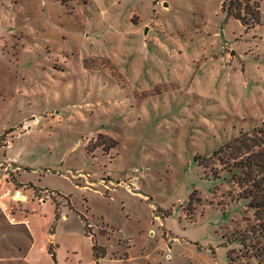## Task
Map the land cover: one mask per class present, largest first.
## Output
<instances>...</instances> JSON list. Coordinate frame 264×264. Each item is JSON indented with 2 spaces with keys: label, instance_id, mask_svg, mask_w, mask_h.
Wrapping results in <instances>:
<instances>
[{
  "label": "rangeland",
  "instance_id": "374dc122",
  "mask_svg": "<svg viewBox=\"0 0 264 264\" xmlns=\"http://www.w3.org/2000/svg\"><path fill=\"white\" fill-rule=\"evenodd\" d=\"M114 1L0 0V143L14 144L0 158L40 190L44 215L68 209L61 238L89 259L83 213L106 226L94 241L106 264H261L226 245L253 214L210 155L264 123V28L245 29L223 0Z\"/></svg>",
  "mask_w": 264,
  "mask_h": 264
},
{
  "label": "crops",
  "instance_id": "0c3cea01",
  "mask_svg": "<svg viewBox=\"0 0 264 264\" xmlns=\"http://www.w3.org/2000/svg\"><path fill=\"white\" fill-rule=\"evenodd\" d=\"M119 2V0L114 1ZM252 1V0H251ZM114 3V4H115ZM252 3L258 5L257 3L253 2ZM100 11L98 16L101 18H107V10L102 7V5L98 4ZM259 13L261 15V21L254 26L248 28V30H256L260 29L261 27L264 28V11H261L260 7H258ZM263 16V18H262ZM232 17V16H230ZM234 18V17H232ZM235 20L239 21L242 26L247 29V26L244 25L239 19L234 18ZM140 28H132L129 29L128 31L124 32H118L116 31L115 37H116V45L121 44V42H125L123 39L124 35L130 33V34H135L136 32H139ZM122 36V37H121ZM256 38V37H255ZM127 42V41H126ZM235 53L232 52V55ZM57 57H60L59 54ZM81 61L84 63V59H81ZM71 63V59L69 56L67 57V62L66 65ZM78 71L79 68L81 67H75ZM53 69L55 67L53 66ZM60 73L61 78L64 79V76L66 79H68L72 75V71H70L67 67L66 71H56ZM196 74V72H194ZM58 84V83H57ZM254 121H257L254 118H251ZM0 147H8L9 149L14 147L13 142L10 141H3L0 143ZM5 156V155H3ZM5 158V157H4ZM6 161L5 159L0 158V262H4L7 259L9 260H15L18 259L20 261H27L30 260L32 257H37L38 254H42L45 256V258H48L52 256L55 260V264H65V261L70 262H79V264H106L107 259H109L107 247L105 245H100L99 243L101 242L99 239V243L97 241L96 246L100 248L98 251V255H105L106 258H98L95 257V250H94V241L97 238V230L101 229L103 233L105 229V224H103V227L100 228L99 226H95L94 223L90 222V218L88 217L89 215L84 214L81 216L85 217L87 222L83 220L84 226L86 233L83 231L81 232L84 239L90 240L92 238H95L93 240V243L87 247H85L84 251L87 253H92V257L87 258L85 253L81 251L77 247H72V246H67L66 243L62 240V236H65L70 232V227H68L67 222L70 219V216L68 215L69 211L68 209L64 208V206L60 203L57 204V208L55 211L49 215L48 213L45 215L43 214V210L46 207V202L47 200L44 199V196L36 188L34 185L31 183L28 184H23L21 180H19V175H18V170L16 168L13 169L12 172H7L5 170L6 166ZM5 172H4V171ZM79 180L84 181V185L81 186V189H83L85 192H91V191H96V189L92 190L94 186H96V183L92 181L91 178H86L84 173L80 174V178L78 177ZM11 182L16 183V187H13ZM22 187H28V188H35L37 191L35 192L34 197L29 195L28 193H24L23 190L21 189ZM20 190L27 198V202H20L18 203L17 201L14 200V193ZM98 192V191H96ZM43 198V201L41 200ZM36 199H40V204H35ZM64 204V203H63ZM71 204V201H70ZM69 204V205H70ZM68 206V205H67ZM72 209V206H69ZM89 211L91 210L88 208ZM74 210V208H73ZM76 210V209H75ZM78 212V211H77ZM79 213V212H78ZM86 224L88 227H86ZM7 226L9 228H7ZM14 227H19L21 231H13ZM97 227V228H96ZM88 228V229H87ZM99 228V229H98ZM24 230V234H23ZM88 230V231H87ZM11 240H14L11 243ZM22 240L25 242L22 243ZM50 247L48 248V246ZM50 249V253H49ZM8 250H10L8 252ZM107 252V253H106ZM5 254H11L12 256L10 258H6ZM3 255V256H2ZM129 260V258H126ZM121 259L120 261H122ZM119 261V262H120Z\"/></svg>",
  "mask_w": 264,
  "mask_h": 264
},
{
  "label": "trees",
  "instance_id": "16d2710c",
  "mask_svg": "<svg viewBox=\"0 0 264 264\" xmlns=\"http://www.w3.org/2000/svg\"><path fill=\"white\" fill-rule=\"evenodd\" d=\"M222 11L239 19L247 29L261 21L258 5L251 0H223ZM210 156L223 161L229 182L240 187L239 198L246 203L245 211L253 214L252 218H246L244 230L227 236L226 245L237 243L242 258H255L264 264V123L254 126L252 131H242ZM198 158L208 167L204 162L207 157ZM214 175L220 177L217 173ZM82 218L87 222L85 217ZM94 250L98 255L100 248L96 244ZM234 252V249L229 251L233 261L236 260Z\"/></svg>",
  "mask_w": 264,
  "mask_h": 264
},
{
  "label": "built area",
  "instance_id": "2783aa9c",
  "mask_svg": "<svg viewBox=\"0 0 264 264\" xmlns=\"http://www.w3.org/2000/svg\"><path fill=\"white\" fill-rule=\"evenodd\" d=\"M4 168H5V170L7 172H12L13 171V168H12L11 165H6ZM53 194L54 193L51 192V195H53ZM13 197H14V200L17 201L18 203H20V202H27L28 201V198L20 190H17L14 193ZM41 200L43 201V198H41Z\"/></svg>",
  "mask_w": 264,
  "mask_h": 264
}]
</instances>
